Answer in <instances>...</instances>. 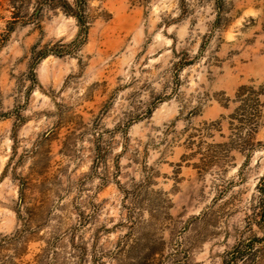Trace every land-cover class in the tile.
<instances>
[{
	"label": "rangeland",
	"instance_id": "374dc122",
	"mask_svg": "<svg viewBox=\"0 0 264 264\" xmlns=\"http://www.w3.org/2000/svg\"><path fill=\"white\" fill-rule=\"evenodd\" d=\"M0 264H264V0H0Z\"/></svg>",
	"mask_w": 264,
	"mask_h": 264
}]
</instances>
